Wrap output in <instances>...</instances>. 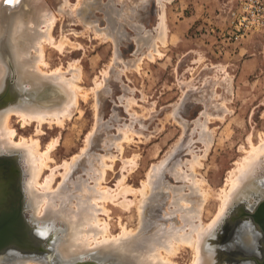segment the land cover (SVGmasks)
Instances as JSON below:
<instances>
[{
  "label": "rangeland",
  "instance_id": "obj_1",
  "mask_svg": "<svg viewBox=\"0 0 264 264\" xmlns=\"http://www.w3.org/2000/svg\"><path fill=\"white\" fill-rule=\"evenodd\" d=\"M240 1L0 0V16L3 14L1 54L9 69L6 80L13 78L14 82V88L9 90L14 97L0 109L7 108L11 102L21 105L34 100L46 108L59 107L69 98L65 93L68 89L50 81L35 87L17 81L15 57L9 44L13 36H20L15 32L13 35L12 31L19 18L28 21L24 35L30 42L28 48L35 60L38 53L31 46L35 42L34 32L47 29L44 23H39L40 17L45 11H52L55 15L50 28L53 43L43 42L46 64L41 63L38 67L46 75L58 72L57 68H60L59 72L63 71L66 78L72 74L79 77L76 80L80 90L77 104L72 107V116L64 118L62 124L54 120L51 123L45 120L40 125L32 120L26 124L28 122L15 114L10 117L15 142L22 137L37 139L40 150L48 152V168L44 167L41 181L51 172L56 174L54 190L71 195L72 202L68 200L67 204L76 207L77 198L88 196L85 187L97 188L93 178H98L101 186H105L98 190L108 189L110 198L116 194L111 199L98 201L106 203L108 213L99 212V216L108 222L112 234H118L122 225L139 231L142 221L148 224L145 229L153 232L165 224H182L177 212L170 215L172 200L180 194L177 191L178 196L173 197L175 187V190L182 187L181 192H190L186 178H175L177 161L181 162L180 168L187 171L188 161L199 157L200 165L196 168L197 179L201 180L199 185L203 190L209 187V194L214 196L209 195L203 201L198 195L202 193L201 188L200 192L191 195V201L197 202L190 205L195 210L201 209L200 218L204 223L211 222L220 206L217 194L227 187L229 173L237 168L250 147L259 146L264 139V33L252 32L240 39L231 37L233 12L238 10ZM163 26L165 42L154 41ZM4 85L0 86V91ZM2 156L11 157L16 167L14 181L22 194L24 220L28 225L36 226L37 235L44 236L39 230L47 222L38 224L39 219L35 217L32 220L29 216L31 208L24 203L25 173L20 158L13 153L9 156L0 154ZM260 159L263 165H257L259 169L255 171L260 179L256 184L261 189V196L253 197L251 201L248 198L250 192H243L231 212H227L224 220L215 227L211 247L221 249L217 258L220 264H258L257 260L262 262L264 259V232L246 215L264 199V155ZM158 164L163 169L157 184L149 192L145 181L149 173L153 174L149 172L152 166ZM144 189L149 192L145 202L141 193ZM92 192L90 196L95 193ZM195 203H199L197 207ZM233 214L242 216L239 227L232 228L229 223ZM248 224L257 236V239L251 237L253 250L243 245L241 240H247L245 235L238 236ZM26 226L24 224L20 229L31 246H26L23 251L6 250L0 255V263L7 254L14 252L30 262L41 258L44 264H68L55 252L63 238L61 227L48 226L46 236L41 237L42 241L54 240L53 247L46 253L43 248L32 246L36 241ZM113 254L116 255L97 253L90 259L68 261L69 264H86V260L95 264H114L117 260ZM192 256V249L184 247L173 260L189 264Z\"/></svg>",
  "mask_w": 264,
  "mask_h": 264
},
{
  "label": "bare ground",
  "instance_id": "obj_2",
  "mask_svg": "<svg viewBox=\"0 0 264 264\" xmlns=\"http://www.w3.org/2000/svg\"><path fill=\"white\" fill-rule=\"evenodd\" d=\"M54 16H53L52 11L48 13L45 11L40 17L41 19L39 23H44L47 29H44V30L39 29V31L34 32L33 36H34L35 42L31 44V46H33V48L38 53V55H36L35 60L32 59V56H34V54L32 53L31 55V50L28 48L30 42L25 40L26 37L24 35V30L26 31V29H24L25 24H28V21L26 22L22 18H19L16 21L14 25V30H12L13 35L15 32V33L20 34V36H17V37L13 36L14 39L13 37L11 39L13 44L10 43L9 45L12 46V50H13L12 53H14V57H15L14 59L15 60L14 62L15 72H16L15 75L17 77V81H19L21 84L25 83L27 85H31L32 87L39 86L45 81H50L52 83L62 85L61 87H65L64 89H68V91L67 90L65 91V93L66 92L68 93V97H69L68 100L65 97L66 98L65 100H67V102L65 103L64 101L63 105L61 104V106L59 107H52V108L43 107L41 103H39L38 101L35 102V100L34 102H25L24 104H21V105H12L13 102H11L10 103L11 105H9L7 108L0 109V154H4V155L6 154L9 156V154L13 153L20 158L19 160L23 166L24 173H25V176L23 179L24 182L22 186L23 194H24L23 197L25 201L24 203L25 205H29L31 208V211H30L31 214H29V216L31 215L32 220L34 217L36 219H39L36 221L38 224L47 222V225H45L39 230L40 234H43L44 236H46V231H47L48 226H50L51 228L61 227V230L62 229L64 230L63 238L58 243V246L56 247L57 249L55 248V252L59 254V256L63 260H66L68 264L70 262L68 261L69 259L70 260L76 259V258L77 260L80 258L90 259L93 256H96L97 253L100 255L107 254V253H115L116 255L114 254L113 255L115 259L117 260V262H115L114 264H179L178 262L173 260V257L177 256L180 249L184 247H189L190 249H192L193 256L189 264H220L217 258H218V255L220 254L219 251L221 249L220 248L218 249L217 247L215 248L211 247L213 245L211 241H212V236L215 233V227L220 225L221 221L224 220L223 216L227 212L228 213L231 212V210L234 208V205L237 204L238 200H240V197L243 192H246V193L250 192L248 198H250L251 201L253 197L258 199L261 196L260 194L261 189L260 188L258 189V185L256 184V182H258L260 179L256 177L257 173L255 169L257 170L258 167L256 166L259 164L261 166V163L263 162V161L260 162L261 160L260 158L262 157V155H264V139H262L263 141L260 139L261 140L260 142H263V143L262 144L260 143V145L258 143L259 146L254 147L253 145V147H250L251 149L248 150L247 155L243 157L244 159L240 162V164L236 166L237 168L234 169L233 171L231 170L232 172L229 173V176H228L229 178H228V181L226 182L227 187L221 188V190L217 194L218 197L220 198V206H219L217 215L214 216L211 222L207 224L204 223L200 218L201 217L200 215L202 214L199 211L201 209L197 208V210H195L194 208L191 207L193 205H190V203L192 204V202L193 203L197 202L195 200L191 201V195H195L194 194L195 192L197 194L198 192H200L199 189L202 188L199 185L201 184L200 182L201 180L197 179L198 173L196 171V168L200 165V162L198 161L199 157L197 156L198 159L193 158V160L191 159L188 161L187 167H186L187 171L180 168L181 162H178V161H177V167H176L178 170L175 174L176 176L174 175L175 173L174 170H173L174 173H172V170H170L176 179H178L179 177L180 179L181 177H184L186 178V180L188 179L187 181L185 180V182L189 181L190 183V185L187 186L190 188L188 189V191L190 190V192H186V193L184 191L181 192L180 189H183L182 187L178 188L177 190H175L177 187H175V189L173 188L174 189L173 192L175 191L173 193V197L174 195L178 196L175 194L177 191H180V194L177 192L179 196L174 197L175 199L172 200L173 202H172V208L170 210V215H173L177 212L176 214L179 215L182 221V224L181 223L180 225H176V223H170L169 225L165 224L166 226L163 225L153 232H148L145 229V228H148V224L145 221L144 223L142 221V223L140 224L142 229L139 231L138 229L136 230L128 229L125 225H122L121 230L118 234H115V235L112 234L110 232L108 222L102 220L99 216V212L100 213L107 212V209L105 208L106 203L100 204L98 202L100 201L99 199L105 201L108 199V197L110 198L111 196L110 194L111 192L109 193V191H107L108 189L106 188H105L106 191L98 190L99 188L104 186V185L101 186L100 184L101 181L99 182L98 178L97 179L93 178L95 182V187L97 188L93 190L91 188L92 185L87 186V187H90L91 189L85 187V191H87L86 193L88 196H86L85 198L79 197L80 200H78L77 198L76 207H73V205L69 206L68 205L69 203L67 204V201L69 200V202H72V200L70 201L71 195L64 194V193L60 194L59 191L54 190L53 180L56 174L54 176V173L51 172L52 168L50 170L51 174L49 173V175H47V177H45V179L41 181V176H42L44 167L48 168L46 167L47 160L49 161L48 152L47 151L43 152L40 150V144L37 139L36 140L26 139L22 137L20 141L18 140V142H15L13 139L14 130L11 129L9 125L10 117L12 114L19 116L20 119L23 120L25 123L28 122L26 124H29V122L32 120L37 121L38 125H40L45 120L50 121L48 123H51L53 122L52 120H54V122L56 121V123L62 124L64 118L72 116L71 115L72 107L75 106V104H77V94H79L78 91H80L79 86L76 84V80L79 79L78 75L76 76L72 74L71 76L72 78L71 77L66 78L62 73L63 71H61V73L59 72L60 68L59 69L57 68L58 72L54 71V73H48V75H46L47 73H44L45 71L42 72L40 68L38 67L39 64L42 63L43 65V63H45L43 60V46H42L43 42L45 43V41H47L48 43L49 42H51V44L53 43L52 35L50 34V28L52 26L51 22ZM2 18L3 16L0 19V25L2 23L1 22ZM30 24L31 23H29V27H30ZM159 30H158V33H159ZM164 32L165 30L163 26L160 33L154 38V41L155 39L156 40L160 39L164 43L165 42ZM22 39L24 40V42ZM150 55L151 57H153L152 52ZM14 63H12V65ZM72 69L74 68L72 67ZM8 70H9L8 66L6 62L4 61L3 55L1 54V39H0V86L5 84ZM74 73H76L75 70H74ZM199 124L201 125V123ZM202 133L204 132L202 131ZM205 143H207V141ZM206 149L208 148L205 147V150ZM2 157L4 158L6 156H2ZM193 157H196V156L193 155ZM51 160L53 159L51 158L50 161ZM104 163H102V166ZM174 165L176 164L174 163ZM154 166H152L154 170L151 169L152 171H149V172H153V174L149 173L150 175L148 179L145 181L146 183L145 185L148 186L146 187L149 190V192L152 190L154 184L158 182V178H160V171L163 169V166L161 164H158L155 167ZM173 167L174 166H172V168ZM91 169L93 168L91 167ZM98 172L100 171H97L96 173ZM261 172H258V173H260L261 175ZM262 175H264V173ZM100 177H103L102 174ZM262 180L264 182V179ZM197 185L200 188H197L198 187ZM242 187H243V190L241 191ZM145 189L141 190L142 197L144 199L143 202H145V198H147L149 194V192H146L147 189L146 190ZM203 189L204 188H202L201 190L202 193L198 195H200V198H203L202 200L204 201L208 199L209 195H212V194H209L210 190L208 191L207 189L205 190ZM92 191L95 193H93ZM91 192L93 194L97 193V195L99 193V195L92 196L93 194H91L90 196L89 194ZM73 196L78 197L79 195H76V196L73 195ZM74 197H72V199ZM21 199H22V194H21ZM199 203H200V200H199ZM199 203L197 204L195 203L196 207ZM200 206H202V204L199 205V207ZM195 218L196 219L198 218L199 220L196 221ZM243 227L244 228H242L239 231L238 236L242 237V234L245 235V238H247V240H245V242L243 241V239L241 240L243 242V245L245 244L248 248L250 247L251 250H253L254 247H253V243H251V237L253 238L256 236L255 231L253 230L252 226L249 224L244 225ZM154 228H152L151 230H153ZM35 229H36V226H35ZM44 236H41V237H44ZM36 239L39 240L40 237H37ZM256 239H257V236H256ZM11 253L7 254L5 259H3L4 262L2 260L0 264H44V261H42L41 258H37L34 262H30L29 259L25 258V256L24 257L19 256L18 253L16 254L14 252H11ZM86 261L88 262V263L85 262L86 264H89V263L95 264L94 262H91L90 260H86Z\"/></svg>",
  "mask_w": 264,
  "mask_h": 264
},
{
  "label": "water",
  "instance_id": "obj_3",
  "mask_svg": "<svg viewBox=\"0 0 264 264\" xmlns=\"http://www.w3.org/2000/svg\"><path fill=\"white\" fill-rule=\"evenodd\" d=\"M13 86H14L13 78H9L8 80H6L4 87L0 91V107L6 106V104L9 103L12 97H14V95L9 91L11 90L10 88H14ZM12 161L13 159L11 157H7V156L4 158L0 157V179L7 178L6 166L10 164V162L13 164ZM2 189L4 191V188ZM17 191H18L17 194L18 198L16 197L15 200L17 201L18 206L13 208L14 212L13 213H9V212L7 213L5 211L0 212V255L4 254L6 250H9L11 248L20 249L23 251L25 250L26 246H31L30 245L31 243H28L29 239L26 238V236H24L23 233L21 232L22 227H24V224L26 226L27 222L23 218L21 191L18 185H17ZM234 214L232 218L229 219V223L230 225H232V228L235 225H238V227L240 226V224L238 223L241 221L240 219L242 217V216L236 217ZM246 215L252 218V220L257 225H259V227L264 232V200H262L253 211L246 212ZM26 229L28 230V233H30V235L32 236L33 241L34 240L36 241L34 243L35 245L32 246L35 247L39 246L40 248H43L42 251L49 253L50 248L53 247L54 240L51 238L46 240L43 239L44 243H42L43 241L40 235L36 234L37 229H35L33 225H28ZM37 237H40L41 241H38L36 239ZM248 257L249 259H257L255 256H248ZM257 263L264 264V259L262 262L260 260H257Z\"/></svg>",
  "mask_w": 264,
  "mask_h": 264
},
{
  "label": "built area",
  "instance_id": "obj_4",
  "mask_svg": "<svg viewBox=\"0 0 264 264\" xmlns=\"http://www.w3.org/2000/svg\"><path fill=\"white\" fill-rule=\"evenodd\" d=\"M233 16L232 38L240 39L252 32L264 33V0H241Z\"/></svg>",
  "mask_w": 264,
  "mask_h": 264
},
{
  "label": "flooded vegetation",
  "instance_id": "obj_5",
  "mask_svg": "<svg viewBox=\"0 0 264 264\" xmlns=\"http://www.w3.org/2000/svg\"><path fill=\"white\" fill-rule=\"evenodd\" d=\"M6 169L7 178L0 179V212L13 213V208L18 206L15 200L18 194L17 184L14 181L16 167L10 162ZM2 188H4V191Z\"/></svg>",
  "mask_w": 264,
  "mask_h": 264
},
{
  "label": "snow or ice",
  "instance_id": "obj_6",
  "mask_svg": "<svg viewBox=\"0 0 264 264\" xmlns=\"http://www.w3.org/2000/svg\"><path fill=\"white\" fill-rule=\"evenodd\" d=\"M9 2H11V0H9Z\"/></svg>",
  "mask_w": 264,
  "mask_h": 264
}]
</instances>
